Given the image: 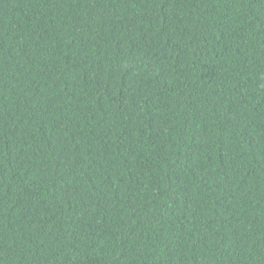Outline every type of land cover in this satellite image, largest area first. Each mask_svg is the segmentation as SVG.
Segmentation results:
<instances>
[{
  "label": "trees",
  "instance_id": "1",
  "mask_svg": "<svg viewBox=\"0 0 264 264\" xmlns=\"http://www.w3.org/2000/svg\"><path fill=\"white\" fill-rule=\"evenodd\" d=\"M0 264H264V0H0Z\"/></svg>",
  "mask_w": 264,
  "mask_h": 264
}]
</instances>
